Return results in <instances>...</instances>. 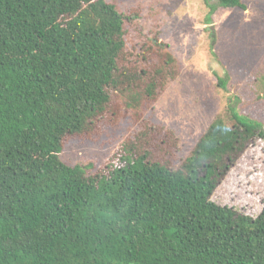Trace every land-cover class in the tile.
Segmentation results:
<instances>
[{
  "label": "trees",
  "instance_id": "1",
  "mask_svg": "<svg viewBox=\"0 0 264 264\" xmlns=\"http://www.w3.org/2000/svg\"><path fill=\"white\" fill-rule=\"evenodd\" d=\"M249 1L204 3L210 18ZM139 17L107 0H0V264H264V208L252 218L211 201L264 143L235 109V125L214 120L179 167L149 160V130L99 173L62 161L68 142L106 144L181 76Z\"/></svg>",
  "mask_w": 264,
  "mask_h": 264
},
{
  "label": "rangeland",
  "instance_id": "2",
  "mask_svg": "<svg viewBox=\"0 0 264 264\" xmlns=\"http://www.w3.org/2000/svg\"><path fill=\"white\" fill-rule=\"evenodd\" d=\"M107 1L139 15L134 21L138 29L169 45L182 64L181 76L154 105L126 114L111 127L113 138L106 144L91 137L88 142H68L61 156L66 165L94 164L88 173H99L128 139L145 145L136 138L149 130L143 139L156 141L146 145L149 160L179 167L214 120L220 117L228 126L235 125L230 108L264 129V0H250L246 11L218 8L210 18L204 0ZM168 130L178 148L169 141ZM211 201L258 217L264 208L262 141L230 171Z\"/></svg>",
  "mask_w": 264,
  "mask_h": 264
}]
</instances>
